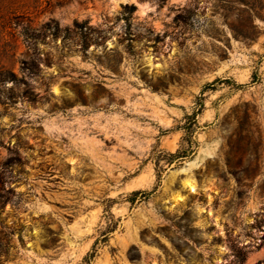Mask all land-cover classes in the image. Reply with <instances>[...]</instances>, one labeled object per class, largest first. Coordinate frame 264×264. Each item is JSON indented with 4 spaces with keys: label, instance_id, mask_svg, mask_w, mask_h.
I'll return each instance as SVG.
<instances>
[{
    "label": "rangeland",
    "instance_id": "obj_1",
    "mask_svg": "<svg viewBox=\"0 0 264 264\" xmlns=\"http://www.w3.org/2000/svg\"><path fill=\"white\" fill-rule=\"evenodd\" d=\"M226 5L0 0V72L27 81L0 82V264H264V20L236 38ZM50 20L105 42L26 38Z\"/></svg>",
    "mask_w": 264,
    "mask_h": 264
},
{
    "label": "trees",
    "instance_id": "obj_2",
    "mask_svg": "<svg viewBox=\"0 0 264 264\" xmlns=\"http://www.w3.org/2000/svg\"><path fill=\"white\" fill-rule=\"evenodd\" d=\"M225 1L227 3L226 6L229 12L237 11L243 14L242 21L238 22L237 24L235 23L229 24V27L233 35L236 38H240L243 40L253 39V34L255 31H257V25L255 23L256 18L264 20V0H225ZM125 6L133 10L136 9V6L134 4H126ZM125 19L129 21V18L126 17ZM24 33L26 35V38L34 43L39 41H45L48 36H50L53 39H56L57 37H61L63 41L77 37L80 42V51L83 54H88V48L92 43L95 44L104 43L106 38V36L103 34V30L92 27L89 24L88 20H83V21L76 20L74 22L73 29L66 28L64 30L61 29L57 21L50 20L44 23L40 27H26L24 29ZM31 64H35V62H31V63L25 62V65H28V67H30ZM10 79L14 80L15 82L27 83L26 79L18 78L16 74L12 71L0 72L1 83H6ZM230 82L231 80L228 78L218 77L212 80L211 82H207L203 86L201 90V95L198 96L199 108L195 110L192 114L187 116V121L185 123V126L183 127L185 129L184 140H186L189 143V147L179 148L175 152H169L168 153L169 164H172L174 161L185 159L187 156L193 154L196 150L193 147V144L197 146V141L193 140V136L198 127L197 116L201 112L204 106V93L208 90H215L218 84L230 83ZM244 85L245 84H238V87H243ZM160 171H162V168H160L158 172L159 181L161 176ZM158 185H156L152 191H147V190L133 191L131 196L129 197V201L134 203L139 198L145 199L149 197V195L156 190ZM3 189L4 187L2 185V182L0 181V201L2 200L3 195L1 192ZM109 201L113 202L114 200L110 199ZM109 208L110 205L107 206L106 210H109ZM116 224L117 223L113 222V224L110 225L107 231L103 233L104 236L101 239L100 238L96 239L91 251H89L84 257L85 261L90 262V260L96 254L97 245L99 241L100 240L106 241L109 233L116 228Z\"/></svg>",
    "mask_w": 264,
    "mask_h": 264
},
{
    "label": "bare ground",
    "instance_id": "obj_3",
    "mask_svg": "<svg viewBox=\"0 0 264 264\" xmlns=\"http://www.w3.org/2000/svg\"><path fill=\"white\" fill-rule=\"evenodd\" d=\"M188 183H190V182L188 181ZM191 187L194 188V187L192 186V184H191Z\"/></svg>",
    "mask_w": 264,
    "mask_h": 264
}]
</instances>
